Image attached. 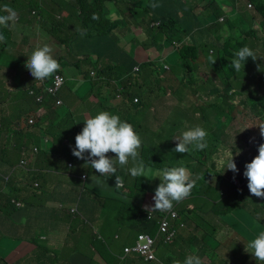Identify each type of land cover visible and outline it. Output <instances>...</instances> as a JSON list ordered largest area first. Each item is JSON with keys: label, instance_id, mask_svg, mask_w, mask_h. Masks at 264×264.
Listing matches in <instances>:
<instances>
[{"label": "trees", "instance_id": "trees-1", "mask_svg": "<svg viewBox=\"0 0 264 264\" xmlns=\"http://www.w3.org/2000/svg\"><path fill=\"white\" fill-rule=\"evenodd\" d=\"M246 2L248 3L245 5L244 0H192L191 3H186L184 0H71L70 5L74 7V10L76 6L81 8V12L77 17L78 24L73 21L74 14L68 11V6L64 0H0V7L9 5L17 13V22L14 29L18 26H24L27 27V31L45 30V39L51 45L57 41L56 37L68 46L77 44L75 56L78 59L75 62L65 64L67 60L59 59V64L62 62V67L65 64L64 67L70 66L79 72V78L73 84L78 94L77 102H82V105L87 109L86 114H90V116H95L100 111L119 115L122 121H126L133 126L137 134L146 131L149 121V113L146 111L148 108L147 102L151 97H158V91L161 92L162 90L160 89L161 83L178 80L180 87L171 90L168 95L180 100L184 97L181 88L183 86L182 82L187 78H191L192 84L198 85V82L205 80V77L201 78V76H208L209 74L208 71H195L200 76H195L194 73L188 77L176 78L172 73L174 67L181 68L185 73L188 72V69L190 71L196 69L195 65H201L200 67L207 65L208 70L222 68L225 72L228 71L226 78H221L223 88L220 86L208 87L203 82L204 92L201 93L210 94L211 96L216 95L213 100H217L216 102L205 101L197 108L208 128L207 147L216 152L224 137L250 138L255 132L257 136H260V129L257 126L264 124V97L253 96L251 88H248L250 84H255V78H247L248 84L246 82L244 86H240L239 91L235 90L236 87H225L226 82L228 85L233 82H235L233 86L238 85L236 83L238 79L232 82L233 77L237 78L238 72L232 68L231 61L236 58L235 54L241 48L249 47V44L253 43V38L257 35L254 32L253 23L257 20V17L260 18L264 28V0H246ZM237 3L245 5V10L249 14L245 10H238ZM153 4L157 6L152 7ZM248 4L253 7V13L247 9ZM226 7L228 13L225 12ZM221 19L222 21H220ZM135 31H138L135 33L137 37L131 39V44L126 50L120 45L121 40L127 34ZM33 37L35 36L32 33L27 32L22 38L24 42H31L35 41V39H32ZM59 40L57 42H60ZM4 47L0 49V52ZM163 49H170L172 54L175 55L173 64H170L168 59L157 61ZM28 57L23 55L21 58L25 60ZM214 58L218 61L212 63ZM0 59L6 63L7 56L0 53ZM100 60L105 61L107 64L103 65L101 63L98 65ZM8 64L11 68L13 67L9 62ZM21 64L18 67L15 66V73H26L22 79L27 80V82L29 80V85L26 87L29 90L41 81H35V78L31 76L30 71L26 69V62ZM163 65L166 67L165 69H163ZM62 67L43 81H51L55 74L60 73L63 75L66 69L63 70L64 67ZM134 67L137 68L136 71L133 70ZM252 71L256 76L258 71L255 65ZM163 74H168L170 77L172 75L174 79L163 78ZM85 86H90V89L84 97ZM184 87L188 88L192 92L191 94L195 96L198 95L195 92L202 91L201 87ZM171 88L172 86H170ZM161 93L163 94V90ZM242 96L244 97L242 103L247 105L248 110H252L254 117H259L262 120L256 128L235 122L237 120L236 111H240V109L236 107L233 101ZM58 98L62 100L61 106H65L64 110L66 109L71 114L69 108L75 106V103L70 105L67 99L64 100L59 94ZM48 100L51 102L53 99L49 98ZM219 100L220 103H218ZM41 107H48L49 113L38 116ZM90 107L95 110L88 111ZM52 108H57V106L52 103H37L29 96L26 99V106L20 112L16 113L12 108L0 111V239L9 234L15 243L28 242L33 246V251L30 254L31 260L26 261L22 257L18 262L10 263L6 260V255H0V264H21L22 262L24 264H72L70 260H62L55 247L50 245L47 240H41L40 236L47 237V231L43 230L42 233L33 234L35 233L33 226H37L33 216L37 213L44 214L46 208L49 207L48 204H43L41 197L43 196L44 184L48 180L49 173L53 170L49 163L50 157H54L52 162L58 165L55 171L58 170L59 172H61L62 167L58 159L63 155L67 157V167L70 169L73 182L77 176L89 175L88 171L91 172L92 170L90 165H85V160H81L72 154V149L75 147V137L82 131L84 123L83 125H78L76 122L72 123V128L65 132V137L69 135L70 142H65L68 145L66 150L57 153L60 156H56L57 143H63L65 138H56L61 133L56 135L51 131L57 126L58 129L62 128L65 119L61 120L62 124L58 123L57 126H54L55 123H50L51 118L61 116L62 112V110L59 111V107L54 111L51 110ZM215 117H218V120H226L227 123L217 128L219 123L216 124ZM140 119H143L142 123ZM22 122L27 123L22 125ZM46 122L48 124L44 127L40 126V123ZM240 130L244 132L238 133ZM166 133L169 139H173L175 134L179 135L178 130L173 127H170ZM47 137L50 138L49 141H46ZM43 139H45L44 143L49 148L40 145ZM258 140L264 141V137L260 136ZM158 150L156 147L153 149L148 148L147 156L154 159ZM48 152H50V155ZM108 154L115 156L111 152ZM188 154L189 151L183 154L186 165L181 163L176 167L189 168L191 166L189 165L191 164L190 157L186 162ZM210 161H201L197 172L201 171V182L206 183L207 187L213 190L214 203H217V208H213L211 212L219 217L229 212L230 203L227 201V193L224 190L225 176L221 174L222 170L215 172L214 175L217 180L214 186L209 181L210 174L204 172V168H208V166L215 169V164ZM190 171L192 177L195 170ZM96 173L99 175L98 172ZM101 177L110 180L112 174ZM240 181L241 188H247V178L243 177ZM197 183H199V179H197ZM71 184L75 185L76 183ZM57 186L61 192L68 193L70 191L69 186L63 182H59ZM233 187L236 192L241 189L234 184ZM85 192H90V190L85 189ZM85 196L86 194L79 201L81 205L85 202L92 205L95 203L89 197L86 199ZM196 196L197 194H194L192 189L187 198ZM23 207L29 210L26 219H16V212ZM121 208L122 213L128 215L133 231H137L138 234L149 233L155 236L153 231L157 230V222L161 217L160 212H154L153 217L149 219L148 212L141 208L139 201L136 205L134 200L132 204L121 205ZM173 208L177 210L180 221L182 215L193 211H197L198 218L204 220L203 216L200 215L202 210L198 206L187 205L183 200L179 203L174 202ZM79 214L88 218L84 210H80ZM65 217L68 224L72 223L70 218L73 217V214L68 212L66 215L65 213ZM187 220L182 219L186 225L188 224ZM67 225L65 228L67 233L62 232L60 236L56 237H64L65 241L70 244L75 239L74 236L71 237V229L67 230ZM210 225L213 226V233H206V228L194 221L195 231L201 233L200 238L189 240L192 245L196 244L195 250L203 247L206 243L210 251V258L214 263L237 264L241 261V258L246 259L248 264L258 263L252 258V255L249 256L251 262L247 254L246 257L241 255L242 257L239 258L219 257L215 248L217 245L220 246V241L216 239L220 233H216L217 225L215 227L212 223ZM176 236L174 244L184 238L181 228L177 229ZM223 236L226 237L225 235L220 237L223 238ZM236 238L239 239L240 246L245 247L247 245V243L241 241L242 237L240 235ZM13 241L8 243L11 244ZM157 241L162 242L160 238H157ZM89 246L92 249V254L98 255L107 264H111V255H106L101 251L102 246L104 251L108 252V246L93 239ZM185 258L186 254L183 250L180 253V258L173 257L161 261L164 264H177V262L183 264ZM161 261L155 263L143 261V263L161 264ZM124 264L135 263L130 260Z\"/></svg>", "mask_w": 264, "mask_h": 264}, {"label": "rangeland", "instance_id": "rangeland-1", "mask_svg": "<svg viewBox=\"0 0 264 264\" xmlns=\"http://www.w3.org/2000/svg\"><path fill=\"white\" fill-rule=\"evenodd\" d=\"M65 3L68 6V11L72 12L74 14V22H77L78 14L81 12L80 6H76L75 10L74 7L70 5L71 0H64ZM186 3H191L192 0H184ZM245 5L248 3L246 0H244ZM245 5H241V3H237L238 10H245ZM5 5H3L4 7ZM9 6V5H8ZM3 7L0 10V15H4L5 12L2 11ZM10 7V6H9ZM228 8H225V12ZM247 9L253 13L254 9L251 5H247ZM111 12V10H109ZM246 13L248 11L245 10ZM228 13V12H226ZM7 14V13H6ZM249 14V13H248ZM65 15V14H63ZM250 19V18H249ZM222 21V19L220 20ZM252 21L250 20V23ZM253 29L256 36L253 38V43L249 44V49H251L255 55V60L252 57L247 58L246 61L241 62V68L238 71L237 78H232V82L236 81L238 79V85L233 86L235 82L231 83V85H228L226 82L225 87L231 86L236 87L235 90L239 91L240 86H244L247 82V78H255V84H250L248 88H251L252 95L253 96H260L264 97V75L262 77H259L261 75L260 72L257 73L256 76H254L252 69L254 68V65H258L262 68H264V60L263 64L259 63L258 58L260 59L261 56L264 54V28L260 22V18L257 17V20L253 23ZM27 27L24 26H18L15 29L13 27L6 28L3 26H0V34H2L5 37L4 42H0V49H4L0 52L1 54H4L7 56L6 63L3 62L2 59H0V111H6L8 108H12L16 113L20 112L24 109L26 106V99H28V88H20L15 89L16 87H23L24 83L27 82V80H23L24 74L15 73V66L18 67L21 63L26 62L28 59L22 60L23 55L30 56L31 53L36 48L37 44L43 46L45 43H47V40L45 39V30H38V32L35 31H27ZM27 32L32 33L35 37L32 39H35V41L31 42H24L23 35H25ZM135 31L133 33L127 34L123 39L121 40V46L128 50L130 46L131 39L137 37ZM57 41L59 38H57ZM55 41V44H52L54 51H53V57L59 62L60 58H63L67 60V62H75L78 58L75 56V51L77 48V44H72V46H68L67 44ZM51 45V43H49ZM4 45V46H3ZM58 48H62L61 51H59ZM153 51V49H152ZM214 53V52H213ZM214 55V54H213ZM83 58V56H81ZM173 58H175V55L172 56V51L166 56L165 59H168V62L170 64H173ZM162 59V53H160V57L157 59V61H161ZM215 59V58H214ZM213 59V60H214ZM217 62L218 60L215 59ZM13 65L11 66L8 64ZM100 62L103 65H106L107 63L105 61ZM22 66V64H21ZM196 69L194 70H187L188 72L185 73L183 70L179 67L173 68V75H175L176 78H182V77H188L189 75H193L195 73V76H200L195 71L200 72H206L208 71V76H201V78L205 77V80H202L198 82V85L192 84L191 78H187L184 82H182L181 88L183 89L184 97L183 100L188 99L189 103L187 105L188 108H191V102L198 104L201 106L204 104L205 101H213L216 102V100H213L215 96H211L210 94L205 95L204 89H203V82H205V86L208 85V87L211 86H220L223 88V84L221 82V78H226V75H228V71H224L222 68H216V69H209L208 66L204 65L203 67H200L201 65H195ZM60 67H62V62H60ZM64 67V66H63ZM163 69L166 67L163 65ZM25 68V67H24ZM27 69V67H26ZM28 70V69H27ZM17 72V71H16ZM168 72V71H166ZM76 74V70L74 68H67L64 72V76L66 78V84L60 91V97H62L64 100L67 99L69 104L76 105L77 109H74L75 113V122L78 125H83L85 115L79 114L78 111L81 107V111L87 112V109L82 105L81 101L77 102V91L74 84L73 78H79L78 76H74ZM17 78H16V77ZM32 76V75H31ZM218 76V77H217ZM163 78L173 80L174 76L171 75L168 76V74H163ZM217 77V78H215ZM220 78V79H219ZM263 78V79H261ZM29 81V80H28ZM169 82V81H168ZM248 84V82H247ZM169 85V86H168ZM170 86L173 88L180 87V84L178 80L176 81H170L169 83H161L160 89L163 90V94L160 92V90L157 93V96L151 97L148 99L147 105L148 108L146 111L149 113V121L146 127V131H142L139 135L141 138L142 144L141 147L138 149L139 152V159H142L145 163V165L150 166L155 170V168H162L161 166L167 168L169 166H175L176 163L173 162H159L155 163L152 159H150L147 156V150L148 148H155L157 147L164 139H169L167 137L166 131L163 129L165 127H168V124H171L169 126H173L178 131L184 130L186 126L193 128L196 127V125H188L187 121L185 119H179L174 120L172 119L171 115H167L172 109H174L175 105L179 103L176 99L172 97V95H168L171 92ZM184 86H193V87H201L202 91L195 92L198 93L197 96L192 95L190 90ZM90 89V86H85V91H83L84 97L86 94H88V90ZM234 89V88H233ZM159 94V95H158ZM244 101V97H239L233 103L236 105V107H239L240 111H236L237 113V120L235 122H238L240 124H245L246 126H252L253 128H256L258 123L260 124L262 120L258 117H254L252 115V110L247 109V105H244L242 102ZM77 102V103H76ZM86 102H88L86 100ZM94 102V101H93ZM220 103V100L218 101ZM85 105V104H84ZM58 108V107H57ZM52 108L51 110L54 111ZM65 106L59 107V111L62 110L60 115L63 114H70L64 110ZM246 109V110H245ZM95 110L92 107L88 109V111ZM38 113L43 116L47 115L49 113V108L47 112H44L43 110H39ZM78 115V116H77ZM83 116V117H82ZM62 116H56L51 118L50 123H55L54 126H57L58 123H61L60 120H62ZM215 120L217 121L216 124L219 123V126L217 128H220L222 125L226 124V120H218V117H215ZM203 121V119H201ZM140 122H143V119H140ZM254 122V123H253ZM256 122V123H255ZM26 124L27 122H22ZM198 123V122H197ZM48 122L46 123H40V126L44 127ZM196 124V123H195ZM154 127L158 128L159 134L154 133L153 130ZM207 131L208 136V128L206 127L204 121L202 126ZM72 128V123L66 122L63 127L61 128V134H57L56 130H58V126L53 129L51 132L55 133L56 135H59V137L56 138H62V135L64 132H67V130H70ZM162 130V131H161ZM243 130H240L238 133H243ZM255 134V133H254ZM252 135L250 137L252 138H241L238 137L235 138V136H229L228 138L224 137L221 141V145L219 146L218 150L216 152H213L211 148L206 147L204 150H195L192 146L189 150V154L186 157V162L190 159L189 170H195L200 166V162H206L210 161L211 163L215 164V169L212 167L204 168V172L210 174L209 181L213 184V186L216 183L217 177L214 175L215 170H218L222 165L219 164V160L222 156H225L227 154L228 156L234 157V162L237 165L238 172H233L231 170H227L226 165H223L222 175L225 176V185L224 190L227 193V201L230 203L229 205V212L226 215L217 216L214 212H211L213 208H217V203H214L215 196L213 194V190L209 189L206 185V183L201 182V171H198L193 179L195 181L193 189V193L197 194L196 197L192 198H185L183 200L184 203L191 204L193 207H197L201 209L200 215L203 216L204 222L200 219H197L196 215H198L197 211H193L191 213H186V215L181 216L182 219H188V224H184L183 226H180L183 230V233L185 234H200V231H195L194 229V220H197L200 225L204 226L206 228V233L211 232L213 233V226L210 225V223L218 226L219 233L223 236V238H220V246L217 245L216 253L219 257H221V250H224L223 257L224 258H239L241 255L243 257H246V254L248 252L245 251V247L240 246V241L236 236L240 235L243 239L249 240L252 237H256L260 231H264V198H258L252 195L248 189V187L241 188L240 183L238 179H241L244 176L245 172V165L247 163H250L252 159L255 157V155L258 153V145L261 143H264V141L257 140L255 138V135ZM175 137H178V134L174 135ZM163 137V138H159ZM207 138V137H206ZM69 140V135L65 137L63 140V143H57L56 146V156H60L57 153L64 152L68 145L65 144ZM43 141H41V146L46 148V145ZM205 151V152H204ZM166 152L168 154H171L172 150L169 146L166 147ZM50 155V152H48ZM211 153V154H210ZM174 155L179 157L180 162H185L183 155L180 153L174 152ZM54 157H50V166L51 167H57L58 165L54 164ZM58 161L61 163V173H64V171L69 172L70 169L67 167V157L66 156H60V159ZM133 166V162L131 158L129 159V163L127 165L121 166L118 163L116 164L117 172L115 173L116 176H120L123 180V184L125 187L121 190H119V197L117 199H112L111 196L105 195L102 193V190H100L97 187H91L90 192L86 193V199L87 197L91 198L95 203H93V208H88V211L92 213L94 217L88 216V218H85L84 215L81 216L82 219H85V226L83 229V235L85 236V240H87L89 243L92 241V239L98 243H104L106 246L109 247V252L111 255V264H124L125 262H128L132 260L135 264H144L142 260L137 258H127L126 260H121L120 258L123 255V250L126 245H133L138 232L133 231L131 229L130 221L128 220V215L122 213L121 205L125 206L132 204L133 200L136 201V205L139 201V204L141 208H144L145 202L141 200L145 193L151 192L155 194L156 190V184L160 181L159 178L149 179L145 177H133L131 176L129 169ZM220 170V171H221ZM190 174L191 171H189ZM115 175H112V178L110 179L113 182H116ZM215 178V179H214ZM238 178V179H237ZM197 179H199V183H197ZM236 179V180H235ZM233 180H235L233 182ZM43 183L45 181H42ZM233 184L241 188L240 191L236 192ZM45 187L42 191L43 196L41 197L43 199V204H48V202H54V201H61L55 196V187L51 189L53 184H49L45 182ZM246 188V189H245ZM192 202H189V201ZM108 206V207H107ZM107 207V208H105ZM136 207V206H135ZM115 212H113V215L115 218L112 221V227L108 234L103 233V227H101V219L97 218V215H95L97 212L99 215L104 216L105 209L111 210L116 209ZM195 218V219H194ZM72 221L73 219L70 218ZM71 237L75 235V227L72 223H69L67 225V230H70ZM35 230L38 233H42L43 230L41 228H35ZM155 236L158 235L157 231H153ZM250 235V236H247ZM116 236L119 237V239H116ZM9 241H13L11 236L9 234L5 235L4 238L0 239V255H6V260L10 263L18 262L20 258L29 261L31 260L30 254L27 255L30 251L24 248V246L20 247L22 245L19 243H11L9 244ZM53 243V246L57 250V253L60 257H62V251H67L68 247L60 244L55 239L51 240ZM76 245V242L73 240L69 246ZM156 249V256L161 261L167 258H173L177 257L180 258V253L183 252V250H190L189 246L184 245L183 243H175V244H164L160 241L156 242L155 245ZM27 255V256H26ZM190 255V254H189ZM251 255V254H250ZM241 256V257H242ZM253 258V257H252ZM21 259V260H22ZM254 260V259H253ZM255 262V260H254ZM21 264H24L23 262ZM207 264H212V261H209ZM216 264H218L216 262ZM258 264V263H257Z\"/></svg>", "mask_w": 264, "mask_h": 264}, {"label": "clouds", "instance_id": "clouds-1", "mask_svg": "<svg viewBox=\"0 0 264 264\" xmlns=\"http://www.w3.org/2000/svg\"><path fill=\"white\" fill-rule=\"evenodd\" d=\"M156 6L155 4L152 5V7ZM2 11L7 14L0 15V26L14 28L17 22V13L7 5L3 7ZM4 41L5 37L0 34V42ZM53 51L54 48L50 44H44L43 46L37 44L34 51L28 57L26 67L35 78V81H43L59 71L60 64L54 59ZM235 56L236 58L231 61V65L237 72L241 68L242 61H246L249 57L255 60L253 51L246 46L241 48ZM257 59L260 64H263L264 54L260 59L257 56ZM215 61V59L212 60V63H215ZM255 67L261 73L259 77H262L264 75V68L256 64ZM29 96L33 98L32 95L29 94ZM48 103L57 106L55 100L49 101ZM257 127L260 129V136L264 137V124H260ZM256 134L255 132L254 135L257 137L255 139L258 140L260 136ZM206 137L207 131L200 126L183 131L180 136L175 138L178 143L174 152L181 154L187 153L189 151V145H192L195 150L202 151L207 147ZM141 144V138L130 123L122 121L119 115L110 114L107 111H100L97 115L89 116L84 120L82 131L75 137V147L72 149V154L81 160H85V165H90L92 169H95L99 173L98 176L93 175L91 177L92 181H96L97 183H100L98 180L99 176L115 175L117 172L116 164L118 163L121 166L127 165L131 158L133 162V166L129 169L131 176L149 179L159 178L162 181L155 190V195L153 196L154 205L144 206V210L149 213V217L151 213L156 211L170 212L174 206V202L179 203L190 195L195 181L191 177L190 170L183 166L154 170L150 166L145 165L144 161L139 159L138 149L141 147ZM110 152L115 154V158H110L107 155ZM219 164L226 165L227 170H231L234 173L239 171L234 162L233 155L228 156L225 154V156L220 158ZM245 169L244 176L248 180L247 187L250 193L255 197L264 198V143L258 145V155L250 163L245 165ZM115 180L116 188L123 186V180L120 176L115 175ZM238 181L240 186H242L240 179ZM72 212L76 211L72 210ZM196 217L199 219L198 215ZM200 220L204 222L203 219ZM180 226H183V222L178 220V230ZM138 236L133 245H135ZM153 237L156 238V236ZM176 237L171 244H174ZM133 245H126L124 249ZM245 251L250 253L258 264H264V231H260L254 239L245 245ZM127 258H137L144 261L137 256L124 257L123 250V255L120 259L124 261ZM155 262H159L157 256L155 260L148 263ZM160 263L162 264V262ZM177 264H180V262H177ZM183 264H204V262L199 255L190 254L185 258Z\"/></svg>", "mask_w": 264, "mask_h": 264}, {"label": "crops", "instance_id": "crops-1", "mask_svg": "<svg viewBox=\"0 0 264 264\" xmlns=\"http://www.w3.org/2000/svg\"><path fill=\"white\" fill-rule=\"evenodd\" d=\"M2 7H3V5L0 7V10ZM58 49H59V51L62 50V48H58ZM170 52H171L170 49L161 50L160 53H162V59H165L166 56ZM172 56H173V54H172ZM159 57H160V55H159ZM100 64H101V62L98 65H100ZM67 68H73V67L65 66L63 68V70H65ZM75 70H76V74H74V76H79L78 70L77 69H75ZM73 79L77 80L78 78H73ZM28 83H29V81L24 83L23 87H21V88H26L29 85ZM15 89H20V88L16 87ZM174 89L175 88H173V87L171 88L172 91ZM59 94H60V92H59ZM182 100L183 99L177 100V101H179V103L177 105H175L174 109H172V111H170L167 115H171L172 119H174V120L185 119L187 121L188 125H190L189 122H191V125H196V126L202 127L203 126V121H201L202 115L199 111H197V108L200 106L198 104L191 102L190 103L191 107H192V109H191V108L187 107L189 100L186 99L183 102H182ZM74 109H77L76 105L69 108V111L71 112V114L61 115L63 118L62 120L65 119V123L66 122L75 123ZM80 109H81V107H80ZM80 109L78 111V115L79 114L85 115V119L90 116V114H86L87 112L81 111ZM61 124H62V122H61ZM169 125H171V124H168L167 125L168 127H165L163 130L167 131L170 127H173V126H169ZM188 129H190V127L186 126L184 128V130L178 131L179 132L178 136H180L183 131H186ZM152 130H153V134L158 133L157 127H154V129H152ZM61 131H62L61 127L58 130H56L57 134H60ZM47 138L48 139H46V141L47 140L49 141L50 138L49 137H47ZM62 138H65V132L62 135ZM159 138H163V137H159ZM175 138L176 137L174 136L173 139H164L156 147L159 150L156 152L154 159H152L155 163L164 162V161L176 163L175 166H169L167 168L176 167L179 164H181L179 157L174 155V149L178 143V141H176ZM44 141H45V139H44ZM68 142H70V140H68L67 143ZM167 146H169L170 149L172 150L171 154H168L166 152ZM191 146L192 145H189V149L191 148ZM46 148H49V147L46 145ZM107 155L110 158H115V156L113 154H107ZM181 155H183V154H181ZM257 155H258V153L255 156H257ZM182 163L184 165H186L185 162H182ZM161 167L162 168H155V169L165 168L163 166H161ZM222 168H223V165L218 170H215V171L219 172ZM55 170H56V167H53V170L49 173L48 180L46 181V176L44 177V179L47 183L53 184L51 189L55 187V191H54L55 196L58 199H60L61 201H54V202L50 201V202H48L49 203L48 206L50 208L47 207L46 210L44 211V214L43 213H40V214L37 213L33 216L34 222H37V226H33V230L35 231V233H33V234L38 233L35 230L36 227L41 228L42 230H45L48 232L47 237L40 236L42 241L47 240L48 243L53 246V243L51 240L55 239L60 244L68 247L67 251H65V250L62 251V257H60L62 260H64V259L70 260L72 264H107L106 261H104L98 255L92 254V249L89 246V242L87 240H85V236L83 235V229L85 226V219L81 218L79 211L84 210L87 217L88 216L94 217L92 215V213L90 211H88V208H93V205L88 203V202H85L84 204L81 205L79 201L82 197L84 198V195L86 194L85 189L90 190L91 187H97L100 190H102L103 194L111 196L112 199H117L119 197V190L123 189L125 187V185L123 184L122 187L116 188V182H113V181L106 179L104 177H101V176L98 177V180L100 181V183H97L96 181H92L91 177L93 175H97L95 169H92L93 171L91 170V172L88 171L89 175L88 174L87 175L82 174L81 175L82 177L77 176V178L74 182L72 180L73 178H72V174L70 171L69 172L64 171V173H61L62 171L59 172L58 170L57 171H55ZM196 173H197V169H195L194 175ZM83 175H85V178H83ZM194 175L192 176V178L194 177ZM59 182H63L66 185H68L70 191L68 193H64L63 191L61 192V190L57 186ZM161 182L162 181L160 180L156 184L155 188H157ZM71 183H76V184L73 185ZM78 184H81V185L77 186ZM61 195H63V197H61ZM154 195L155 194H153L151 192L145 193V196L141 200H143L145 202V205H154V200H153ZM107 207H105V208H107ZM188 208L190 209L191 207L189 206ZM74 209H76L77 211L72 212V210H74ZM116 210H117V208L111 209V210L105 209L106 214L104 216L99 215L98 212L95 214V215H97L98 219H101V227H103V233L108 234L109 231L111 230L112 221L115 218V216L113 215V212H115ZM28 212H29V210L27 208L23 207L16 212L15 218L16 219L21 218L22 220H25ZM68 212L70 214H73V217H72L73 220L72 221L70 220V221L72 222V224L75 227L74 239H75L76 245L74 244L72 246L68 245V243L65 241L64 237L63 238L56 237V236H60V234L62 232L67 233L65 228H66V225L68 224V222L66 221L65 213L67 215ZM218 229L219 228L217 226L216 233L219 232ZM183 235H184L183 240H178L177 243H183L184 245L189 246L190 250H185L186 257L189 254H196V255H199L201 257L204 264H207L209 261H212L210 258V251H209V248L207 247L206 243L203 245V247L195 250L194 247L196 244L192 245L189 242L190 239H194V238L198 239V237L200 238L201 233L200 234H192V233L185 234V233H183ZM220 236H221V234H219V237H216V239L221 240ZM247 236H250V235H247ZM116 239H119V237L117 238V236H116ZM252 239H254V237L252 238V236H251V238L249 240L251 241ZM241 241H244L247 244L250 242V241L248 242V240H245L243 238L241 239ZM22 246H24V248L27 249V251L28 250L30 251L29 253H27V255L32 253L33 246L30 243L22 242V245L20 247H22ZM192 249L194 251H191ZM101 251H103V253H106V255L110 254L109 250H108V252H105L104 249L102 248V246H101ZM223 251L224 250H221L222 257L224 255ZM247 256L249 257L250 253H247ZM249 259H250V257H249ZM90 260H92L91 263H90ZM250 261L252 262L251 259H250ZM161 262H162V264H164L163 261H161ZM212 264H216V263H214L212 261ZM237 264H248V262L246 259L241 258V261H239Z\"/></svg>", "mask_w": 264, "mask_h": 264}, {"label": "built area", "instance_id": "built-area-1", "mask_svg": "<svg viewBox=\"0 0 264 264\" xmlns=\"http://www.w3.org/2000/svg\"><path fill=\"white\" fill-rule=\"evenodd\" d=\"M133 70H137L136 67ZM66 79L63 75L55 74L51 81L45 82L41 81L35 84L32 88L29 89V94L33 96L37 103H48L49 98L55 100V104L57 106L62 105V101L57 98L59 91L64 86ZM39 84V85H38ZM135 101V100H134ZM40 110L47 112L46 107H41ZM39 116H41L39 114ZM36 150V149H35ZM85 178V176L83 177ZM77 211L76 209H74ZM161 217L157 222V233L156 238L149 233H143L138 236V239L133 246L126 247L124 249V257L137 256L143 259L146 262H151L156 259V249L155 242L157 237L162 240L165 244L173 243L176 234H177V223L179 220V214L175 208H172L170 212H161ZM154 213V212H153ZM153 213H151L148 218L151 219L153 217Z\"/></svg>", "mask_w": 264, "mask_h": 264}]
</instances>
